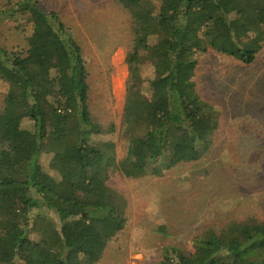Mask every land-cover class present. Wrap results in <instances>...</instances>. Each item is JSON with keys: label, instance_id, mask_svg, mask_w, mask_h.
Here are the masks:
<instances>
[{"label": "trees", "instance_id": "16d2710c", "mask_svg": "<svg viewBox=\"0 0 264 264\" xmlns=\"http://www.w3.org/2000/svg\"><path fill=\"white\" fill-rule=\"evenodd\" d=\"M126 18L103 26L107 60L125 46L128 65L117 159L116 130L94 109L83 47L41 0H5L25 48L0 43V264H95L127 225L110 169L161 175L212 147L220 108L193 79L209 50L251 64L264 47V0H116ZM98 25V24H97ZM193 249L165 246L155 264H264V218L202 229Z\"/></svg>", "mask_w": 264, "mask_h": 264}, {"label": "rangeland", "instance_id": "374dc122", "mask_svg": "<svg viewBox=\"0 0 264 264\" xmlns=\"http://www.w3.org/2000/svg\"><path fill=\"white\" fill-rule=\"evenodd\" d=\"M41 1L60 14L82 45L94 109L116 124L117 159L122 158L126 48L119 46L106 60L99 44L107 34L99 26L117 31L124 11L116 0ZM0 43L9 49L26 47L10 20L0 24ZM196 58L197 90L222 112L212 147L201 159L161 175L129 178L114 165L108 184L127 199V225L95 264H155L165 246L193 249L192 239L209 225L264 218V47L251 64L214 50ZM5 90L0 80V103Z\"/></svg>", "mask_w": 264, "mask_h": 264}]
</instances>
